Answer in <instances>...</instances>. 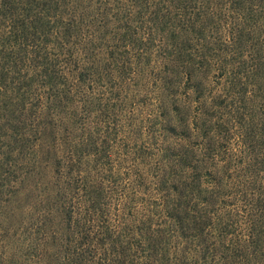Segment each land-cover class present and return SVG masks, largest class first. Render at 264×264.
Instances as JSON below:
<instances>
[{
	"label": "trees",
	"instance_id": "trees-1",
	"mask_svg": "<svg viewBox=\"0 0 264 264\" xmlns=\"http://www.w3.org/2000/svg\"><path fill=\"white\" fill-rule=\"evenodd\" d=\"M0 61V193L46 136L62 177L33 256L264 264V0H0Z\"/></svg>",
	"mask_w": 264,
	"mask_h": 264
},
{
	"label": "rangeland",
	"instance_id": "rangeland-1",
	"mask_svg": "<svg viewBox=\"0 0 264 264\" xmlns=\"http://www.w3.org/2000/svg\"><path fill=\"white\" fill-rule=\"evenodd\" d=\"M1 66L2 61H0V69ZM2 96L1 93L0 99ZM0 118L3 120L1 115ZM42 124L38 123V125ZM4 133L0 130V166L7 156L8 148L6 140L9 137ZM31 136L30 144L35 142L34 132ZM48 142H51L50 136L38 142V145L42 143L46 145V148L41 149L39 146L36 150L19 156L21 168L17 169L18 175L16 171L10 175L5 172L1 177V182L6 184V188L0 193V251L3 252V246L6 245V254L14 258V262L18 264H55L56 258H58L57 263L63 264L65 260L62 251L58 256L51 255L49 258L46 256L44 260H39V256H33L36 246L41 243L36 230H43L44 233L51 232L64 217L60 209L53 208V203L61 197L55 193L57 188L55 183L62 177L58 176L60 173H53L54 160H51L49 164L45 162V157L49 154ZM61 150L63 149H60L59 153ZM39 156H42L41 161ZM8 187L12 191L11 194Z\"/></svg>",
	"mask_w": 264,
	"mask_h": 264
}]
</instances>
